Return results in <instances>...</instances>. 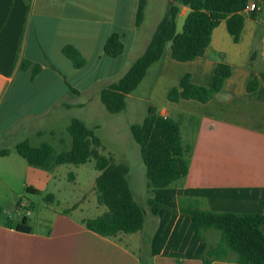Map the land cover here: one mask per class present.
I'll return each mask as SVG.
<instances>
[{"label":"crops","instance_id":"obj_1","mask_svg":"<svg viewBox=\"0 0 264 264\" xmlns=\"http://www.w3.org/2000/svg\"><path fill=\"white\" fill-rule=\"evenodd\" d=\"M138 1L0 0V152L8 151L0 155V264H203L206 244L179 209L198 200L200 208L214 212H264V0H249L256 3V16L241 12L238 42L221 21L202 57L177 62L167 45L154 68L148 110L181 121L182 144L190 147L187 175L168 188L151 190L162 208L156 216L144 209L147 218L139 232L106 238L83 225L106 209L97 204L94 184L79 182L74 170L81 165H56L55 158L71 147L67 127L72 119L91 129L88 123L102 106L100 90L143 54L168 3L147 0L137 27ZM189 11L180 6L176 33ZM112 34L124 46L116 58L103 51ZM68 46L85 60L82 68L63 55ZM24 61L31 66L22 70ZM219 62L230 66L231 75L210 101L167 100L185 74L196 86H210ZM35 65L40 70L32 75ZM253 79L258 87L248 92ZM122 138L117 129L110 131L111 144ZM23 141L52 146L46 166H32L17 155L15 146ZM145 173L144 167L146 194ZM129 178L130 169L127 181L135 199ZM86 191L94 195L95 206ZM35 198L42 201L35 204ZM91 210L97 214L90 215ZM23 218L30 233L15 230ZM261 230L264 234V224Z\"/></svg>","mask_w":264,"mask_h":264},{"label":"trees","instance_id":"obj_2","mask_svg":"<svg viewBox=\"0 0 264 264\" xmlns=\"http://www.w3.org/2000/svg\"><path fill=\"white\" fill-rule=\"evenodd\" d=\"M147 0H139L135 16V25L143 21ZM249 0H168L166 10L159 21L151 39L143 52L117 81L103 87L99 92V101L111 115L121 113L126 107V98L132 95L150 73V84L155 78L154 68L163 58L167 45H170L171 58L177 62H188L202 57L211 42L213 30L221 21H225L228 33L234 42H238L243 29L244 17L241 12ZM180 6L189 8L180 33H176V18ZM252 17L256 13L251 14ZM124 46L118 34H112L104 44V54L116 58L123 52ZM76 69L85 65L79 52L71 47L62 50ZM31 66L22 62L21 69ZM40 67H32V75ZM231 75V68L225 63H217L213 79L208 87L191 83L190 75L185 74L178 87L167 93L169 102L195 100L207 103L222 89L224 81ZM258 82L253 79L247 86L248 92L257 89ZM148 94V93H147ZM146 94V95H147ZM181 121L163 117L149 109L141 123L129 126L133 141L138 145L140 157L145 167L147 179V206L153 216L158 214L162 205L152 195V189H164L183 179L188 172L187 156L190 147L182 144ZM67 132L71 136L69 150L61 151L55 158L56 165H82L94 161V168L99 173L94 182V191L99 206L106 211L101 215L83 220L86 229L102 237L113 238L118 234H131L142 230L145 210L137 203L127 181L129 169L126 165L116 163L111 156L100 153L101 140L94 130L88 129L79 119H72ZM15 152L28 164L36 167L47 165L53 155V148L47 143L31 147L28 141L15 146ZM1 151L0 155H7ZM46 199V198H45ZM264 209V205H263ZM178 211L187 214L194 223L199 240L205 242L206 250L200 257L203 264L214 261L235 262L237 264H264V212L246 214L232 212H214L200 208V202ZM11 227V224L8 223ZM21 233H30L26 218L15 226ZM216 232L219 238L215 243L208 242L205 234Z\"/></svg>","mask_w":264,"mask_h":264},{"label":"rangeland","instance_id":"obj_3","mask_svg":"<svg viewBox=\"0 0 264 264\" xmlns=\"http://www.w3.org/2000/svg\"><path fill=\"white\" fill-rule=\"evenodd\" d=\"M150 73H147L146 77L139 85L138 89L126 99L125 109L116 115H111L106 112L101 106L98 113L94 114L91 122L88 123L89 128L95 130L96 136L101 140L102 149L100 153L104 156H111L116 162L126 163L127 167L130 169V184L133 189L135 199L146 211L148 207L146 205V199L148 194H145V178L141 177V172L144 171V164L142 163L140 157V151L138 145L133 141L129 132V126L133 124H139L143 118L148 113V108L150 102L147 101L148 98V87L150 84ZM147 94V95H146ZM76 115H80L79 112ZM118 130V133L123 135L122 141H118V145L111 144L109 139V134L111 130ZM47 142L54 145V142L50 138H46ZM37 140H33V145H35ZM54 147H56L54 145ZM106 149V150H105ZM111 151V154H108ZM74 168V167H71ZM74 172L78 175V180L80 183L88 187L89 184H94V179L99 174L94 168V161L90 160L87 163L78 166ZM89 197H91L92 202H94V195L87 192ZM147 195V196H146ZM35 204L40 203L42 200L35 198ZM94 202V206H95ZM105 208V207H103ZM90 211V215L97 212ZM148 214V213H147ZM147 218V216H145ZM208 242L215 243L219 234L216 232H208L205 234Z\"/></svg>","mask_w":264,"mask_h":264},{"label":"built area","instance_id":"obj_4","mask_svg":"<svg viewBox=\"0 0 264 264\" xmlns=\"http://www.w3.org/2000/svg\"><path fill=\"white\" fill-rule=\"evenodd\" d=\"M256 10H257V6H256V3L253 1L250 3L248 2L247 6L244 8L243 11L252 13V12H255Z\"/></svg>","mask_w":264,"mask_h":264}]
</instances>
